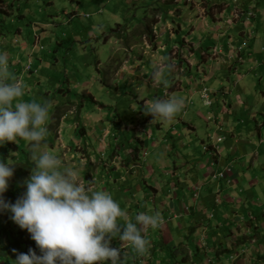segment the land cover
<instances>
[{
    "label": "rangeland",
    "instance_id": "rangeland-1",
    "mask_svg": "<svg viewBox=\"0 0 264 264\" xmlns=\"http://www.w3.org/2000/svg\"><path fill=\"white\" fill-rule=\"evenodd\" d=\"M243 1L0 0L4 82H19L24 101L48 106L41 151L77 169L86 187L110 193L126 213L118 220L121 230L138 213H158L159 227L143 235L156 257L170 256L164 264H264L258 255L264 254V143L256 133L257 125L263 128L264 97L254 92L262 75L255 59L264 60L256 57L264 49V0L248 10ZM217 79L229 89L241 85L244 93L241 101L239 90L225 98H238L228 116L214 92L211 106L202 97L203 84ZM257 89H264V77ZM173 97L183 100L177 118L153 120L144 113L146 103ZM216 134L225 137L222 163L231 162L234 146L239 154L245 145L263 147L254 161L249 156L238 186L207 151ZM17 143L25 152L15 153L8 142L0 155L8 145L9 185L17 180L26 191L32 148ZM221 215L226 219L218 228ZM8 219L5 229L25 248L17 256L29 249L41 255L27 230ZM110 246L120 249L121 264L154 262L118 237Z\"/></svg>",
    "mask_w": 264,
    "mask_h": 264
},
{
    "label": "clouds",
    "instance_id": "clouds-1",
    "mask_svg": "<svg viewBox=\"0 0 264 264\" xmlns=\"http://www.w3.org/2000/svg\"><path fill=\"white\" fill-rule=\"evenodd\" d=\"M8 59L0 54V146L24 140L32 148L34 168L26 181V192L14 204L6 202L13 168L0 162V212H10L12 221L26 229L41 252L29 249L13 264H121L120 249L110 246L112 238L127 242L137 253L147 250L143 235L159 227V214L138 213L135 222L118 220L126 213L104 190L80 183L79 171L62 165L51 152L41 151L48 132V106L23 100L19 82L6 83ZM182 99H155L145 104L146 115L169 121L180 111Z\"/></svg>",
    "mask_w": 264,
    "mask_h": 264
},
{
    "label": "crops",
    "instance_id": "crops-1",
    "mask_svg": "<svg viewBox=\"0 0 264 264\" xmlns=\"http://www.w3.org/2000/svg\"><path fill=\"white\" fill-rule=\"evenodd\" d=\"M254 3V5L255 6H262L263 7V4H262V2H257L256 0H252L251 2H249V0H244L243 1V7L244 8H246L247 10L249 9V7L252 5ZM228 7L229 8H227L225 11H228L229 9H230V4H228ZM233 8H234V6H233ZM233 11H234V9H233ZM262 14V13H261ZM259 22V21H258ZM258 40V39H257ZM264 45V43L261 45V48H262V46ZM252 53V52H251ZM243 54V53H242ZM244 55V54H243ZM259 56H264V49L262 48V51H259L258 53H257V56L256 57H259ZM258 61V63H259V66H258V70L260 71V72H262V75H261V78L260 79H258L257 81H255V86H256V88L254 89L255 91L254 92H258L259 94H261L262 95V97H264V89L263 90H258L257 89V87L258 86H260V85H262V79H263V77H264V60L263 61H260V60H258L257 58L255 59V63L254 64H256V62ZM255 66H257V65H255ZM240 71L241 70H226V72H228V73H230L231 75H234L235 73H237V72H239L240 73ZM255 71H256V69H254V75H249V76H252V82H253V80H254V76H255ZM244 74H243V76H242V80L244 79ZM223 83H225V81L224 80H221V79H217L216 80V82H214V84H207V85H204L203 84V86L204 87H207V88H209L210 89V91L211 92H214L215 93V95L216 96H218V102L221 100V99H223V106L222 107H219L218 109L219 110H222L223 111V115H226V116H228V115H230L231 114V112L233 111V107L236 105V101H235V99H238L239 98V100L241 101V97H242V94H244L243 93V91H242V88H241V85H239V84H236V87L235 88H228L227 87V85L226 84H223ZM235 83H236V81H235ZM251 84V83H250ZM246 87H249V86H246ZM235 90H239V94H238V98L236 97L235 99H233L232 101V103H228L227 102V100L225 99V98H227V96L229 95V96H232L233 94L235 95ZM218 93H219V95H218ZM221 96H224V98H221ZM227 105H229V108H227ZM241 105V104H240ZM205 106V105H204ZM207 107V106H206ZM247 109V108H246ZM262 109H264V108H262ZM175 118H177V116H175ZM179 119H181V118H179ZM184 124H186L187 125V122L185 121L184 122ZM188 125H190V123L188 122ZM193 126V125H192ZM195 127V126H194ZM222 128L223 127H221V129L220 130H222ZM258 128V129H257ZM257 128H256V133H257V135H258V137H259V140H260V143L261 142H263L264 143V137L262 136V129L264 128V122H263V128H260L259 127V125H257ZM219 130V131H220ZM177 131V130H176ZM232 134H234L235 135V133L233 132ZM216 136V139H214V141H213V143L210 145V144H208V146H210V150L212 151L213 150V145H216V142H219V140L221 139V138H219V137H222V140H221V142H219V143H217L218 145H219V149H218V151L217 150H213L212 152L214 153V154H212L211 153V151L210 150H207V151H209L210 152V154H211V159L213 158V165H215L216 166V168H218V170H223L224 172H222L223 174L225 173H229V175H227V176H229V177H231V179H233L234 180V182H235V185H233L234 187L235 186H238L237 184H238V182H242V179H241V177H240V173L242 172V171H244L245 170V168H246V163L248 162V159H249V156H251V154L253 153V157H252V161H254V159L257 157V155H255V153L257 154V149L259 148V150H261L263 147L261 146V144L259 143L254 149H248V147L245 145L244 146V148L243 149H241L242 150V153L241 154H239V152L237 151V148H236V146H234L233 147V154H232V157L230 158V159H232L231 160V162H228L227 160L225 161V163H222V145H221V143L222 142H224V140H225V137L224 136H220V135H218L217 136V134L215 135ZM256 139V138H255ZM255 139L254 140H246L247 142H244V143H248V144H254V141H255ZM241 143H243V142H241ZM231 147H232V145H231ZM214 155V156H213ZM255 156V157H254ZM214 157H216V158H214ZM185 158V157H184ZM240 164V165H239ZM235 165V166H234ZM212 170V169H211ZM148 171V170H147ZM226 176V175H225ZM237 178V179H236ZM207 180L208 179H206L205 181L207 182ZM214 180H216V179H214ZM233 182V181H232ZM235 191H236V189H235ZM233 198V197H232ZM235 198V197H234ZM238 200H241L240 198L238 199ZM233 201V200H232ZM229 202H231V199H224V200H222V202L221 203H223V205H225V203L226 204H229ZM230 208V207H229ZM174 217H176V215H173ZM225 216H226V214H225ZM178 218L179 217H177L176 219L178 220ZM226 218L224 217H222V215H221V219H218V221H217V224H218V228H221L222 226H223V220H225ZM187 221L189 222V220L187 219ZM165 223V222H164ZM189 224H190V222H189ZM226 224V223H225ZM191 225V224H190ZM164 227H166V224L164 225ZM141 255V254H140ZM155 258H154V262L153 263H148V264H156L157 262V264H164V263H166V261L168 260V261H170V256H168V257H156V256H154ZM143 258V257H142ZM148 260H150V261H152L153 260V256H150L149 258H147ZM217 262V263H216ZM216 262H214L213 264H218V260L216 261Z\"/></svg>",
    "mask_w": 264,
    "mask_h": 264
},
{
    "label": "trees",
    "instance_id": "trees-1",
    "mask_svg": "<svg viewBox=\"0 0 264 264\" xmlns=\"http://www.w3.org/2000/svg\"><path fill=\"white\" fill-rule=\"evenodd\" d=\"M5 14H6L5 11H3V9H0V22L1 23L4 20ZM27 24H30V22H28ZM2 26H4L3 23H2ZM206 89L208 91L209 96H211L212 92L210 91V89L209 88H206ZM82 132H84V128H82ZM84 135H85V133H83V136ZM22 141L24 143V140H22ZM13 144H15V143H13ZM7 146L8 145H6V147ZM6 147L4 150L5 153L0 155V162L5 163L7 161V154L9 152V149H7ZM14 147L16 148L15 153L25 152L24 148H22V146L19 145L18 143L15 144ZM151 186L154 188V185H151ZM25 192L26 191L22 189L20 182H18L17 180H13V183L11 184V186L9 185L8 190L4 193V199L6 201V198H5V196H6L10 200L9 203L14 204L19 198H21L24 195ZM6 213H7V215H6ZM10 216H11L10 212H7V211L0 212V259L4 258V257L11 256V255L17 256V254L19 252L22 253V252H24L22 250L25 249L24 247H22L23 246L22 242H18L13 237V234L10 231L5 229V225L7 224L8 220H9L8 217H10ZM2 230H3V232H1ZM3 238L5 239V241L3 240ZM19 244H21L22 246H20ZM126 244H128V243L126 242ZM226 249L230 250V247H227ZM146 252H148V255H150V256H156V255H154L155 251L153 249L151 251H149V249H147ZM258 255L264 257V254L259 253Z\"/></svg>",
    "mask_w": 264,
    "mask_h": 264
},
{
    "label": "built area",
    "instance_id": "built-area-1",
    "mask_svg": "<svg viewBox=\"0 0 264 264\" xmlns=\"http://www.w3.org/2000/svg\"><path fill=\"white\" fill-rule=\"evenodd\" d=\"M202 97H203V99H204V103H205L206 105H210V106H211L212 101H211V98H210V96H209V94H208L207 89L204 90ZM218 148H219V147H218L217 145H213V150H218Z\"/></svg>",
    "mask_w": 264,
    "mask_h": 264
}]
</instances>
